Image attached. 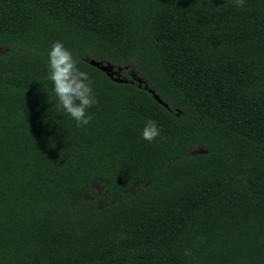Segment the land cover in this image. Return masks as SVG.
<instances>
[{
	"label": "trees",
	"instance_id": "16d2710c",
	"mask_svg": "<svg viewBox=\"0 0 264 264\" xmlns=\"http://www.w3.org/2000/svg\"><path fill=\"white\" fill-rule=\"evenodd\" d=\"M56 41L86 127L47 79ZM0 264H264V0H0Z\"/></svg>",
	"mask_w": 264,
	"mask_h": 264
},
{
	"label": "clouds",
	"instance_id": "9594fccd",
	"mask_svg": "<svg viewBox=\"0 0 264 264\" xmlns=\"http://www.w3.org/2000/svg\"><path fill=\"white\" fill-rule=\"evenodd\" d=\"M245 0H233L237 8L244 6ZM48 76L53 91L64 112L75 122L77 127H86L93 119L88 109L98 103L96 94L91 86L92 81L87 72L78 67L72 52L61 41L51 45L48 52ZM160 135V128L154 120H147L141 129L142 139L152 142ZM126 238L121 236V239ZM185 255H191L185 250Z\"/></svg>",
	"mask_w": 264,
	"mask_h": 264
},
{
	"label": "water",
	"instance_id": "95a60500",
	"mask_svg": "<svg viewBox=\"0 0 264 264\" xmlns=\"http://www.w3.org/2000/svg\"><path fill=\"white\" fill-rule=\"evenodd\" d=\"M85 62L89 63L90 65L97 67L98 69H100L101 71H103L104 73H106L114 82L117 83H121V82H128L127 79L121 78L119 75V71H121V68L119 66H116V68L110 64V63H104L101 60H96L94 58H88V57H83L82 58ZM136 81L138 82L139 86L140 84H142L144 81L137 77L135 78ZM143 87L149 92L151 93L152 97L159 102L160 104H162L164 107H168L166 103H164L159 96L155 93L154 90H152L151 88H148L147 84H144Z\"/></svg>",
	"mask_w": 264,
	"mask_h": 264
}]
</instances>
